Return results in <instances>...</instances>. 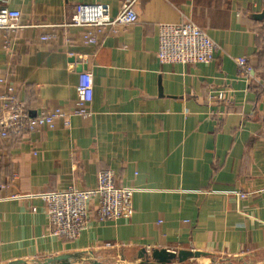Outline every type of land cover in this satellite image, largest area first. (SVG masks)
Masks as SVG:
<instances>
[{"label":"crops","instance_id":"1","mask_svg":"<svg viewBox=\"0 0 264 264\" xmlns=\"http://www.w3.org/2000/svg\"><path fill=\"white\" fill-rule=\"evenodd\" d=\"M124 1L0 0V93L14 88L32 117L71 112L79 76L94 78L91 117L0 140V264L75 253L142 264L154 250L264 264V0H140L138 22L97 44L68 26L80 4L117 16ZM13 11L20 27L1 28ZM184 21L218 44L212 63L160 62L159 25ZM241 57L255 82L240 77ZM103 170L132 191L124 216L99 220L94 197L79 238L52 236L42 196L94 190Z\"/></svg>","mask_w":264,"mask_h":264},{"label":"built area","instance_id":"2","mask_svg":"<svg viewBox=\"0 0 264 264\" xmlns=\"http://www.w3.org/2000/svg\"><path fill=\"white\" fill-rule=\"evenodd\" d=\"M140 0H125L117 16H113L107 4H80L71 15L68 26L83 28L85 44H97V35L105 31L116 33L120 27L138 22L136 5ZM20 12H7L5 24L1 28H19ZM264 28V23H263ZM49 38H44L47 41ZM219 46L205 31L191 21L173 25H159L158 58L162 64H210L219 51ZM264 51V35L262 43ZM240 77L247 82L256 81L253 67L245 57L235 59ZM0 84L5 81L0 79ZM79 99L71 112L57 109L52 113L37 117L29 115L24 103L17 100L15 89L8 87V93H0V140L11 136L23 137L35 132L38 128H56L62 120L66 127L71 126L72 117L87 119L92 116L94 78L89 71L79 76ZM0 188L3 185L0 184ZM131 190L118 185L116 175L112 170H103L98 176V186L94 190L70 188L42 196L50 224V234L67 240L79 238L86 229L89 215V204L92 198L98 197L97 216L101 221H118L126 211V201L131 196ZM249 194L240 193L245 199ZM111 247L110 244L106 245Z\"/></svg>","mask_w":264,"mask_h":264},{"label":"water","instance_id":"3","mask_svg":"<svg viewBox=\"0 0 264 264\" xmlns=\"http://www.w3.org/2000/svg\"><path fill=\"white\" fill-rule=\"evenodd\" d=\"M200 252L181 251L178 254L176 252H170L167 250H154L151 254L144 252L142 258V264H173L174 261H178L180 264L186 262L188 259H197L201 257ZM74 263H89V264H101L94 259L93 254L75 253L66 254L52 258H46L43 260H35L31 263L28 261H19L13 264H74ZM233 264V263H229Z\"/></svg>","mask_w":264,"mask_h":264},{"label":"trees","instance_id":"4","mask_svg":"<svg viewBox=\"0 0 264 264\" xmlns=\"http://www.w3.org/2000/svg\"><path fill=\"white\" fill-rule=\"evenodd\" d=\"M264 53V51H262Z\"/></svg>","mask_w":264,"mask_h":264},{"label":"rangeland","instance_id":"5","mask_svg":"<svg viewBox=\"0 0 264 264\" xmlns=\"http://www.w3.org/2000/svg\"><path fill=\"white\" fill-rule=\"evenodd\" d=\"M33 262V261H32ZM31 263V262H30Z\"/></svg>","mask_w":264,"mask_h":264}]
</instances>
